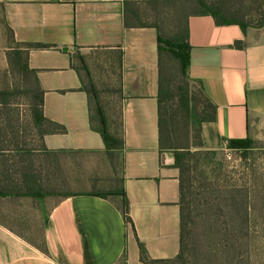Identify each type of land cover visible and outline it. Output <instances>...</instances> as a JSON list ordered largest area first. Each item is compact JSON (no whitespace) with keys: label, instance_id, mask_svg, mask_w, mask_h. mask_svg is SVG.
I'll use <instances>...</instances> for the list:
<instances>
[{"label":"crops","instance_id":"obj_1","mask_svg":"<svg viewBox=\"0 0 264 264\" xmlns=\"http://www.w3.org/2000/svg\"><path fill=\"white\" fill-rule=\"evenodd\" d=\"M124 2L0 0L16 42L56 46L30 49L27 63L44 92L43 115L64 127L42 137L59 150L39 161L45 195L0 197V264H146L141 246L151 259L179 253V170L161 163L158 143L156 30L126 27ZM188 31V74L215 105V119L201 125L203 146L221 151L264 135V30L250 35L192 15ZM79 57L109 131L122 140L109 151L90 126L88 94L73 68ZM121 189L130 222L120 196L90 194Z\"/></svg>","mask_w":264,"mask_h":264},{"label":"rangeland","instance_id":"obj_2","mask_svg":"<svg viewBox=\"0 0 264 264\" xmlns=\"http://www.w3.org/2000/svg\"><path fill=\"white\" fill-rule=\"evenodd\" d=\"M153 1L156 3L136 1L133 6L138 10L141 21L157 24L167 37L182 30L189 15L197 8L195 0ZM205 1L218 4L226 16L246 21V32L250 35L264 30V25L259 26L264 19V0ZM17 46L3 23L0 11V89L8 88L11 92L9 105L0 107V145L8 148L5 151L8 158L19 157L15 147L32 150L33 157L39 158L41 130L32 120L26 94L30 77L20 74L7 57ZM166 60L167 71L175 87L183 82V77L178 62L170 55ZM188 85L193 112L200 116L207 110V105L197 84L190 80ZM168 110L174 141L184 146L197 144L194 137L197 125H193V119L185 121L182 118L176 97L169 103ZM250 145L247 150L228 147L186 157L194 180L200 181L198 189L205 188V193L196 198L200 202H212L210 213L199 211L194 217V225L199 227L194 232L197 237L194 235L189 242L186 264H264V135L251 139ZM208 214L215 222L211 221L209 234L199 236L198 230L207 223ZM34 231L39 238L38 230Z\"/></svg>","mask_w":264,"mask_h":264},{"label":"trees","instance_id":"obj_3","mask_svg":"<svg viewBox=\"0 0 264 264\" xmlns=\"http://www.w3.org/2000/svg\"><path fill=\"white\" fill-rule=\"evenodd\" d=\"M136 1H151L153 0H125L124 2V25L126 27H150L156 30V40L158 48V90H157V110H158V143L160 151H170L175 156L174 167L179 170V217H180V250L178 255L173 259L157 260L151 259L147 256L143 246L140 247V258L146 264H169L179 263L186 264V254L189 253V242L195 235L196 228L199 227L195 224L194 217L199 214V211L207 214L210 213L211 204L207 200L200 202L196 197L199 194L205 193V188L198 189L199 182L195 181L194 176L191 174L192 170L188 168L186 157L188 155H200L202 151L215 152L216 150H208L203 146L201 138V125L207 121H213L215 119V105L210 98L205 94L202 83L200 80L190 78L188 74L190 63V43H189V31H188V18L192 15H210L218 25L236 24L245 33L247 31V22L240 20L233 16H226L218 4L207 3L205 0L196 1V11L189 15L186 20L185 26L182 30H179L172 37L165 36L159 26L155 23H144L140 20L138 10L133 6ZM156 3V2H154ZM4 23V22H3ZM259 26L264 25V19L261 20ZM5 25V24H4ZM7 28V26H6ZM10 32L11 38H13L12 31ZM18 46L7 54L8 62H11L12 67H16V70L26 77H30V80L26 87V94L29 96V111L32 120L38 129L41 131V157H53L59 150H50L42 143V137L49 133H62L64 127L56 122L47 119L43 115V90L41 89L38 79L37 71L31 69L27 63V54L30 49H51L56 48L52 44H44L40 42H16ZM233 46L235 48H241L243 46L242 41H235ZM170 55L178 62V68L183 82L175 87L172 86L170 74L167 71V56ZM74 70L78 73L81 89L88 94V108H89V120L92 129L100 133L103 138L106 150L119 147L122 143L120 137L116 136L109 131L107 120L105 118L100 99L97 95V91L93 85V82L89 76V72L85 66L84 61L79 57V64L73 66ZM197 84L203 99L207 105V110L200 116L193 112L192 99L189 91V81ZM11 92L8 88L0 89V107L5 108L9 105V98ZM177 98L178 110L182 118L193 119V125H197L195 138L198 143L193 145H182L176 143L173 139V132L170 125L171 114L168 110L169 103L173 98ZM2 130V128H1ZM1 133V132H0ZM249 143L245 147H232L241 150H247L251 148V139H248ZM6 146L0 145V197L4 196H34L43 197L45 194L40 192L39 185L36 180L40 178V159L41 157H33L32 150H23L24 148L15 147V153H18V158H8V151L4 148ZM11 150V151H15ZM195 172V171H193ZM197 183V184H196ZM103 198H111L115 195L121 197V211L125 222H130L128 216V202L124 189L121 190H109V191H94L90 193ZM64 196L70 194H63ZM206 209V210H205ZM211 216L207 215V223L200 226L198 230L199 236L203 234H209L212 222ZM196 236V235H195ZM197 237V236H196Z\"/></svg>","mask_w":264,"mask_h":264},{"label":"water","instance_id":"obj_4","mask_svg":"<svg viewBox=\"0 0 264 264\" xmlns=\"http://www.w3.org/2000/svg\"><path fill=\"white\" fill-rule=\"evenodd\" d=\"M249 143L248 139L232 140L230 145L232 147H245ZM160 161L164 165H173L175 163V156L170 151H164L160 155Z\"/></svg>","mask_w":264,"mask_h":264}]
</instances>
